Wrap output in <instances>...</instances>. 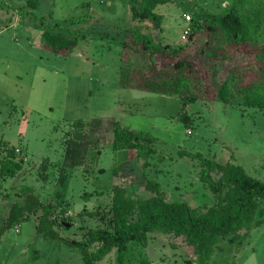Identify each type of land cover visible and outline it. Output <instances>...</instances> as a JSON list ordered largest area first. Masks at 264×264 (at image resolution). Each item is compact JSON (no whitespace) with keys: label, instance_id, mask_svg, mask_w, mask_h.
Segmentation results:
<instances>
[{"label":"rangeland","instance_id":"1","mask_svg":"<svg viewBox=\"0 0 264 264\" xmlns=\"http://www.w3.org/2000/svg\"><path fill=\"white\" fill-rule=\"evenodd\" d=\"M239 2L161 5L155 11L164 19L157 27L131 21V0H0V162L11 151L17 161L24 160L15 178L5 177L0 164V229L13 206L24 205L34 194L55 208L59 223L70 225L56 227L61 237L81 241L89 229L105 226L100 216L90 214L110 208L114 186L127 187L135 197H151L147 177L160 183L169 201L199 209L213 205L215 199L201 181L200 161L182 158L181 151L220 164L232 162L264 181V111L216 100L186 103L178 96L121 87L125 32L142 26L158 43L190 50L211 70L207 87L217 92L230 69L205 63L200 47L185 33L189 28L202 32L210 20L205 15H224ZM45 30L76 38L78 45L68 54L53 52L43 44ZM95 121L105 131L90 136L87 165L60 168L65 144L80 134L91 135ZM112 122L155 139L157 155L148 165L136 151L112 149L114 134L106 131ZM45 159L56 165L47 171L46 181L41 176ZM41 215L0 236V264H84L78 248L38 234ZM256 220L263 223L251 227L241 246L221 240L210 264H264V202ZM133 252L136 264L141 256L151 264H195L194 250L183 238L162 233ZM99 264H117L115 252Z\"/></svg>","mask_w":264,"mask_h":264},{"label":"trees","instance_id":"2","mask_svg":"<svg viewBox=\"0 0 264 264\" xmlns=\"http://www.w3.org/2000/svg\"><path fill=\"white\" fill-rule=\"evenodd\" d=\"M179 1L185 0H131V21H150L159 27L164 18L155 10ZM30 4L37 5L32 1ZM203 18H210L204 30L190 28L187 37L200 47V57L205 63L226 65L230 69L217 92L207 87L211 70L192 57L190 50L158 43L152 35L143 32L142 26L141 30L125 32L121 87L178 96L186 103L216 100L264 111V0H240L224 15ZM43 44L53 52L68 54L77 47L78 40L45 30ZM102 124L95 121L91 135L80 134L65 144L60 168L70 170L87 165L88 153L93 147L90 136L105 131ZM109 127L106 131L111 129L109 132L114 134V151H136L138 159H145V166L157 155L154 138L123 128L118 122L110 123ZM98 149L100 154L102 149ZM180 154L182 158L200 161L201 181L213 195V205L199 209L185 201H169L160 183L147 177L146 188L152 192L151 197H135L127 187L114 186L110 208L102 215L90 214L100 216L105 226L89 229L81 241H69L56 229L61 223L53 217L55 208L30 194L24 205L13 206L0 236L42 211L38 234L46 240L63 241L78 248L84 264H99L113 252L117 264H136L134 248L147 247L155 233L183 238L194 250L195 264H210L221 240L241 246L251 227L263 223L256 218L264 202V181L250 176L242 166L232 162L220 164L199 154L185 151ZM0 164L5 177L15 178L23 170L24 160L17 161L15 151H11ZM55 166L44 160L42 180L46 181L47 171ZM66 224L61 226L66 229ZM141 258V264H151L144 256Z\"/></svg>","mask_w":264,"mask_h":264},{"label":"built area","instance_id":"3","mask_svg":"<svg viewBox=\"0 0 264 264\" xmlns=\"http://www.w3.org/2000/svg\"><path fill=\"white\" fill-rule=\"evenodd\" d=\"M186 20H187L188 22H191V21H192V18H191L190 16H187V17H186ZM189 33H190V28L186 31L185 35L188 36Z\"/></svg>","mask_w":264,"mask_h":264},{"label":"water","instance_id":"4","mask_svg":"<svg viewBox=\"0 0 264 264\" xmlns=\"http://www.w3.org/2000/svg\"><path fill=\"white\" fill-rule=\"evenodd\" d=\"M66 227H67V228H69V227H70V225H69V224H66Z\"/></svg>","mask_w":264,"mask_h":264},{"label":"crops","instance_id":"5","mask_svg":"<svg viewBox=\"0 0 264 264\" xmlns=\"http://www.w3.org/2000/svg\"><path fill=\"white\" fill-rule=\"evenodd\" d=\"M127 152V151H126ZM128 152H130V151H128Z\"/></svg>","mask_w":264,"mask_h":264}]
</instances>
